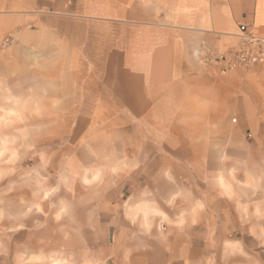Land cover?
<instances>
[{"label": "crops", "instance_id": "crops-1", "mask_svg": "<svg viewBox=\"0 0 264 264\" xmlns=\"http://www.w3.org/2000/svg\"><path fill=\"white\" fill-rule=\"evenodd\" d=\"M240 25L264 37V0H0V81L31 109L99 116L70 155L90 165L56 199L71 228L33 256L218 264L240 237L228 223L256 208L264 223V65L203 61Z\"/></svg>", "mask_w": 264, "mask_h": 264}, {"label": "rangeland", "instance_id": "rangeland-1", "mask_svg": "<svg viewBox=\"0 0 264 264\" xmlns=\"http://www.w3.org/2000/svg\"><path fill=\"white\" fill-rule=\"evenodd\" d=\"M28 98L23 88L9 87L7 82L0 81V117L16 113L8 116V124L0 119V141L5 136L15 137L16 143L11 147L18 156L13 164L5 163L6 157H0V264H20L21 257L25 260L39 257L33 264H51L54 260L53 256H43L39 251L56 246L57 224L63 226L64 234L71 228L66 222V211L62 217L67 207L57 205L56 199L63 197L64 186L79 177L73 172L90 165V159L70 157L72 145L84 138L94 140L87 131L90 121L97 122L99 117L97 112L31 109ZM56 120L62 125H54ZM58 148L63 151L61 157L53 153ZM91 162L104 166L110 161ZM255 211V221L246 215L240 217L238 224H227L240 237L223 240L218 264H264V223L258 221L263 214L258 213V208ZM247 231L257 237L249 236ZM36 248L38 254L33 256ZM214 259L210 261L209 256V264Z\"/></svg>", "mask_w": 264, "mask_h": 264}, {"label": "built area", "instance_id": "built-area-1", "mask_svg": "<svg viewBox=\"0 0 264 264\" xmlns=\"http://www.w3.org/2000/svg\"><path fill=\"white\" fill-rule=\"evenodd\" d=\"M238 43L225 53L212 56L204 55L205 64L217 66L220 74L234 70L248 71L256 66L264 65V37L255 34L246 25L238 27Z\"/></svg>", "mask_w": 264, "mask_h": 264}, {"label": "clouds", "instance_id": "clouds-1", "mask_svg": "<svg viewBox=\"0 0 264 264\" xmlns=\"http://www.w3.org/2000/svg\"><path fill=\"white\" fill-rule=\"evenodd\" d=\"M9 115L15 116L16 113L15 112L6 113L5 116L0 117V119H3L5 124H8V123H10V121L8 120ZM15 143H16V138L15 137H8V136H5L3 138V140L0 141V145H2V147H0V157H6L5 163H7V164H13L18 159L16 150L11 147ZM112 171L116 172L117 169L113 168ZM5 174H7V173H5ZM99 179H100L99 174L92 175L91 177H89V175L87 173H85V175L83 177V183L84 184H92L93 182L98 181ZM57 219H59V216H57ZM38 259H40V258L39 257H32L29 260H25V259H23V257H21L20 258V264H33V262L38 260ZM51 264H70V262L67 260H53L51 262Z\"/></svg>", "mask_w": 264, "mask_h": 264}]
</instances>
